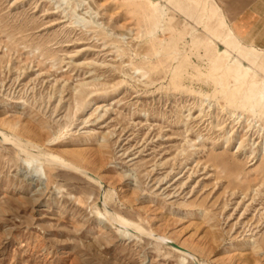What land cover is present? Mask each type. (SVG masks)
Instances as JSON below:
<instances>
[{
	"label": "rangeland",
	"instance_id": "374dc122",
	"mask_svg": "<svg viewBox=\"0 0 264 264\" xmlns=\"http://www.w3.org/2000/svg\"><path fill=\"white\" fill-rule=\"evenodd\" d=\"M263 68L214 0H0V129L102 183L0 138V264H264Z\"/></svg>",
	"mask_w": 264,
	"mask_h": 264
},
{
	"label": "crops",
	"instance_id": "0c3cea01",
	"mask_svg": "<svg viewBox=\"0 0 264 264\" xmlns=\"http://www.w3.org/2000/svg\"><path fill=\"white\" fill-rule=\"evenodd\" d=\"M231 33L242 43L264 51V0H214Z\"/></svg>",
	"mask_w": 264,
	"mask_h": 264
},
{
	"label": "bare ground",
	"instance_id": "6f19581e",
	"mask_svg": "<svg viewBox=\"0 0 264 264\" xmlns=\"http://www.w3.org/2000/svg\"><path fill=\"white\" fill-rule=\"evenodd\" d=\"M257 53H259L257 51ZM263 74H264V68H263ZM12 129V128H11ZM0 138H2L3 141L5 142H12L16 148H18V150L26 155H30L32 161H41V160H45L47 162L53 163L55 165L61 166L62 168H67L70 171L74 172V173H78L82 176H84L87 179H91L94 182L98 183L99 185L102 184L101 181L99 180L98 177H96L94 174H92L90 171L83 169L79 166H77L76 164H74L73 162H70L58 155H54V154H49L47 157L44 156L43 154H32L23 144H21L19 141H17L15 138H13L12 136L6 134L4 131H2L0 129ZM83 160V159H82ZM44 161V162H45ZM79 161V160H78ZM100 187H102L100 185ZM115 215V214H114ZM112 216V215H111ZM113 217V216H112ZM112 220H114V222L116 224H118L121 228L127 229V230H133L135 232H141L143 229L133 223L128 222L126 219H124L121 216H116L112 218ZM146 233V232H144ZM148 235H150L151 237H156L160 240H167V238L161 237V236H157L151 232L146 233ZM168 241V240H167ZM182 253H185L186 257L190 258L192 261L195 260V255L190 254L188 251L184 250ZM196 262V261H195Z\"/></svg>",
	"mask_w": 264,
	"mask_h": 264
}]
</instances>
